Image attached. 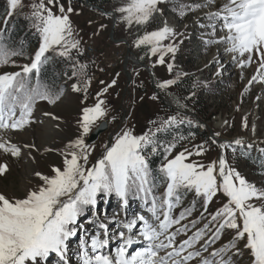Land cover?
Wrapping results in <instances>:
<instances>
[{"label":"snow or ice","instance_id":"obj_1","mask_svg":"<svg viewBox=\"0 0 264 264\" xmlns=\"http://www.w3.org/2000/svg\"><path fill=\"white\" fill-rule=\"evenodd\" d=\"M22 2L9 0V16ZM161 2L129 0L126 6L117 11L124 14L123 20L128 27L134 23L143 25L159 11L157 5ZM209 2L214 3V0ZM53 7H58L59 14L53 11ZM198 7L200 5L195 6ZM32 8L33 26L40 34L41 43L31 63L22 67V72L0 74L2 133L22 132L29 127L33 123L32 113L38 100L55 104L61 98L62 93L53 92L39 79L41 68L48 62L47 53L55 49L58 55L67 57L72 49L79 50L80 47V42L74 39L70 21L74 9L70 5L66 10L60 0H47V4L39 0ZM186 14L181 11L182 16ZM209 19L222 21V28L227 35L221 40L230 45L227 51L236 54L234 60L242 58L239 61L241 68L257 63L258 75L253 76L252 81L264 83V0H227ZM4 24L6 27L7 19ZM175 35L173 29L165 25L137 39L136 47L147 46L150 54L158 57L157 63L163 65L165 56L171 53L174 58L177 51L174 44L163 42ZM22 54L0 44V66L8 64L13 56ZM84 67L81 65V70ZM167 67L169 72L173 70L171 63ZM175 83V80H168L158 87L166 89ZM114 85L115 81L97 94L95 105L82 110L79 120L81 135L69 142L67 151L61 153V167H53L50 176L36 172L42 183L37 189L28 191L23 199L10 200L0 194V264H47L53 255L63 264H68V242L78 235L81 227L79 218L83 216L85 208L95 210L98 198L112 195L125 208L130 197L150 204L147 210L156 223L140 215L123 225L131 233L138 223L141 224L138 234L148 243L130 253L129 248L135 239L121 232L118 234L120 243L109 251L108 239L96 236L90 243L82 242L83 264H191L197 258L199 264H232L228 254H241V249L237 247L239 241H244L251 264H264V189L248 182L228 164L223 155L218 161L205 165L191 159L193 155H204L203 146H198L195 152L185 149L172 156L175 143H159L155 139V132L136 136L131 130H124L116 135L111 146H105L104 153L95 164H90L93 148L85 143L83 137L106 115V101L101 97ZM73 90L80 91V88L74 85ZM178 123L175 117L165 121L167 126ZM243 127H248L246 118ZM235 144L240 145L241 141L236 140ZM225 147L229 146L221 145V148ZM161 149L165 163L160 171L166 184L162 197L154 193L157 185L152 182L147 159L148 154H156ZM260 151L264 153V149ZM0 153L16 158L22 155L20 147L2 136ZM8 171L9 166L0 163V176ZM181 189L194 191L197 196L204 198L202 216L208 212V205L218 193L222 192L227 198L222 207L209 214L208 224L191 236L188 233L196 228L197 221H191L190 224H184L183 221L189 219L192 210L186 209L178 216L173 215L183 199ZM256 201L261 203L257 205ZM99 227L104 228L105 225L100 223ZM173 228L175 231H172ZM225 230L234 232L232 242L209 252ZM209 232L211 235L205 239ZM181 234L188 238L177 244V236ZM201 241L204 243L201 244ZM197 245L202 251L197 249ZM162 251L166 255L162 256Z\"/></svg>","mask_w":264,"mask_h":264},{"label":"rangeland","instance_id":"obj_2","mask_svg":"<svg viewBox=\"0 0 264 264\" xmlns=\"http://www.w3.org/2000/svg\"><path fill=\"white\" fill-rule=\"evenodd\" d=\"M7 2L9 4V0ZM38 2L39 0H23L22 5L15 11L32 14V5ZM44 2L47 4V0ZM60 3L66 10L69 5L74 9L70 14V21L74 39L80 42V47L79 50L72 49L70 52L81 54L82 56L76 57L79 65L90 66L92 71H89L90 67H84L81 74L76 72L75 66L65 67L59 75V84L64 86L60 100L55 104L46 101L36 103L32 113L33 123L24 131L0 132V136L16 144L22 151L19 158L0 153V163L9 166L8 173L0 176V194L8 196L10 200L23 199L28 191L37 189L42 183L35 175L36 172L50 176L53 167H61L63 163L61 153L67 151L66 146L69 142L81 135L79 120L82 110L95 105L97 94L113 81L115 85L108 88L101 97L106 101V115L96 122L87 136L83 137L86 143L91 132L100 123H107V129L93 143H86L93 148L89 157L90 164H95L102 156L106 145L111 146L114 143L118 133L131 130L133 135H143L147 129L145 124L150 117L163 122L171 117L169 110L174 104L183 107L184 101L175 92L173 85L166 89H161L158 85L168 80L178 81L188 77L191 78L193 85L191 95L198 100L201 97L208 106L210 119L205 125L209 137L210 134L212 136L210 139L215 144L213 147L197 141L194 145L203 146L204 155H193L191 159L208 165L218 161L221 154L248 182L255 184L259 189H264V179L256 168L258 155L264 154L260 151L264 149V83L252 81L253 76L258 75L257 63L254 62L251 67L241 68L239 61L242 58L237 57L234 60L233 56L236 54L227 51L230 45L221 40L227 35L222 28V21L209 19L212 13L219 11L227 3V0H214V3H210L209 0H162L157 5L159 11L148 23L143 25L134 23L131 27L123 20L124 14L117 11L126 6L129 0H100V4L96 6L74 4L68 0H60ZM196 5L200 7L195 8ZM9 9L10 5L0 21V32H4L6 28L5 19L7 23L12 21ZM53 11L59 14L58 7H53ZM181 11L187 14L182 16ZM165 25L173 29L176 35L163 43L174 44L177 51L174 58L171 53L165 56V64L161 65L157 63L158 57L152 56L147 46L136 47V41ZM40 43L41 37L38 45L30 47L29 59L11 60L8 64L0 66V74L22 72V67L31 63V58ZM91 43L93 55L87 61L85 52ZM47 57L56 60L64 56L58 55L54 49L47 53ZM169 63L173 65L171 72L167 67ZM250 81L252 82L249 83ZM74 85L78 86L80 91H74ZM245 118L247 128L243 127ZM216 140L219 142L215 143ZM236 140H240L241 144H235ZM32 145L34 147H31ZM221 145L229 147L221 148ZM244 147L255 150V154H251L247 160L248 152L243 150ZM197 148L198 146H194L189 151L195 152ZM184 150L181 148L174 150L172 156ZM154 183L157 185L154 193L162 197L165 182L154 177ZM181 193L183 196L181 205L175 209L173 215L178 216L184 210L194 208L189 219L183 221L184 224L197 221L196 228L192 229L188 236L197 229H203L208 224L209 214L227 202L223 193H218L208 205V212L202 216L204 198L197 196L194 191L181 189ZM201 201L202 208H199ZM256 203L259 205L261 202ZM148 207L150 204H145L138 198L128 201L126 208L122 207L121 201L114 195L98 198L95 210L85 208L83 216L79 218L81 227L78 229V235L68 242V264H83L82 242L90 243L96 236L108 239L109 251L120 243L118 234L121 232L135 239V243L129 248L130 253L143 248L148 242L138 234L142 225L138 223L131 233L123 225L140 215L156 223L147 210ZM100 223L105 227L100 228ZM172 231H175V228ZM210 235L211 232L207 233L205 239ZM188 236L178 235L177 244ZM233 236L232 230H225L209 252L231 243ZM203 243L204 241H201V244ZM237 247L241 249L240 255L228 254L231 256L232 264H251L250 253L244 248V241H239ZM197 249H200V245H197ZM161 255H166V252L162 251ZM204 255L207 256L208 253ZM47 264L63 262L53 255ZM191 264H199V258L193 260Z\"/></svg>","mask_w":264,"mask_h":264},{"label":"trees","instance_id":"obj_3","mask_svg":"<svg viewBox=\"0 0 264 264\" xmlns=\"http://www.w3.org/2000/svg\"><path fill=\"white\" fill-rule=\"evenodd\" d=\"M68 1L74 4L84 3V0ZM87 1L92 6L100 4V0ZM8 8L9 4L7 0H0V21L2 20V18H4V14L5 12H7ZM33 24L34 21L32 19V14L19 11H14V13H12V21L7 23L4 32H2L3 35L0 36V44H3L5 48L11 51L20 52L23 54L13 56L11 60L21 61L23 58L29 59L30 47L39 44L40 34L37 32ZM77 56L82 55L79 53L70 52L69 56L67 57H58L56 58V60L48 59V62L44 64L41 68L39 75L40 81L46 84L53 92L62 93V96L64 92V86L59 84L60 71L64 70L65 67L75 66L77 70L76 72H80L81 74H83V70H81L79 61L76 60ZM89 71H92L91 67L89 68ZM33 76H35V74H33ZM32 82L34 84L35 79H33ZM173 87L175 92L179 94L184 101L183 107L174 104L169 110L171 113L170 118L175 117L179 123L172 126H167L165 125V121H168L170 118H167L163 122H161L157 118L150 117L151 119L149 121L147 120V123L145 124V126H147L146 133L150 134L152 132H155V139L161 144L167 145L170 143H175L176 147L174 150H178L180 148L190 150L194 146H199L194 145L197 143V141H202L214 147L215 144L210 139L207 131V126L205 125V122H208L210 119V115L208 113V106L201 99V97H199L200 100H198V98L196 99L193 95H191V93L193 92L191 78L188 77L178 80L173 85ZM40 101L46 100H38L36 103ZM159 105L162 107L160 102ZM157 129L161 130L157 131ZM244 148L245 149L243 150H247L248 152L246 160L251 154H255V150H251V148L248 147ZM147 159L151 172L152 182L154 183V177H157L162 182H165L163 174L160 171L161 166L164 164L163 150H159L156 154H148ZM256 168L261 178L264 179V154H260V156L258 155ZM134 199L135 198L130 197L128 201ZM199 208H202V201ZM190 209L193 210L194 208L191 207ZM111 221L112 220L110 219L109 222ZM109 222L108 225L110 224Z\"/></svg>","mask_w":264,"mask_h":264},{"label":"water","instance_id":"obj_4","mask_svg":"<svg viewBox=\"0 0 264 264\" xmlns=\"http://www.w3.org/2000/svg\"><path fill=\"white\" fill-rule=\"evenodd\" d=\"M84 3L86 5H89V2L87 0H84ZM106 129H107V123L106 122L100 123L98 127L91 132L88 139L86 140V143L87 144L93 143L98 138V136L101 133H103ZM210 137H212L211 134H210ZM218 142H219L218 140L215 141V143H218ZM217 160H219V157Z\"/></svg>","mask_w":264,"mask_h":264},{"label":"built area","instance_id":"obj_5","mask_svg":"<svg viewBox=\"0 0 264 264\" xmlns=\"http://www.w3.org/2000/svg\"><path fill=\"white\" fill-rule=\"evenodd\" d=\"M86 55V60H90L91 56L93 55V50H92V43L88 45L87 47V51L85 52ZM102 71L104 72L105 69H102Z\"/></svg>","mask_w":264,"mask_h":264},{"label":"bare ground","instance_id":"obj_6","mask_svg":"<svg viewBox=\"0 0 264 264\" xmlns=\"http://www.w3.org/2000/svg\"><path fill=\"white\" fill-rule=\"evenodd\" d=\"M134 62V61H133ZM220 156H221V154H220ZM220 156H219V159H220ZM25 193V192H24ZM8 197V196H7Z\"/></svg>","mask_w":264,"mask_h":264}]
</instances>
